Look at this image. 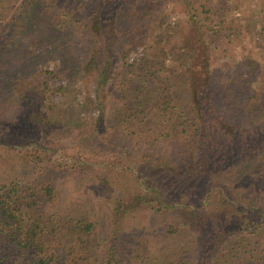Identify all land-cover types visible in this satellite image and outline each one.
Returning a JSON list of instances; mask_svg holds the SVG:
<instances>
[{
    "label": "trees",
    "instance_id": "trees-1",
    "mask_svg": "<svg viewBox=\"0 0 264 264\" xmlns=\"http://www.w3.org/2000/svg\"><path fill=\"white\" fill-rule=\"evenodd\" d=\"M240 2L0 0V264H264Z\"/></svg>",
    "mask_w": 264,
    "mask_h": 264
},
{
    "label": "rangeland",
    "instance_id": "rangeland-1",
    "mask_svg": "<svg viewBox=\"0 0 264 264\" xmlns=\"http://www.w3.org/2000/svg\"><path fill=\"white\" fill-rule=\"evenodd\" d=\"M243 2L241 3L240 8L237 10L238 15H244L247 22L244 25L245 27V35L243 36L242 44L240 45V49L242 48L243 52L245 54H248L247 56H252L255 58L258 62V67L261 68V77L264 79V12H258L260 9V5L262 1L264 0H240ZM256 29H261L260 32H256L255 34L248 33L251 29L253 30L254 25H256ZM250 31V32H251ZM261 31H263L261 33ZM247 33V34H246ZM239 50V48H237ZM142 54L141 50H136L133 55L130 58V61H132L134 58L139 57ZM59 61V60H58ZM57 61L51 60L47 64V68L52 70ZM262 80V78H261ZM51 83L57 87L59 85L66 84V79L64 78H56L55 80H52ZM263 83V81H262ZM80 86H84V83L80 81L78 83ZM263 85V84H262ZM91 94L95 96L94 87L92 84L90 85ZM86 97V91H82V93L79 94V101L83 102ZM54 99L56 101H60L61 97L59 95L55 96ZM86 113V112H84ZM92 115L97 116L99 114L97 109H94L91 111ZM67 176V177H65ZM61 181L63 182V193L66 198H69V201L72 203H77L78 201H83L85 198H90V195L88 194V190L86 188L87 183L80 184V186H77L78 183V177L73 176L72 174H63L61 175ZM92 196V195H91Z\"/></svg>",
    "mask_w": 264,
    "mask_h": 264
}]
</instances>
